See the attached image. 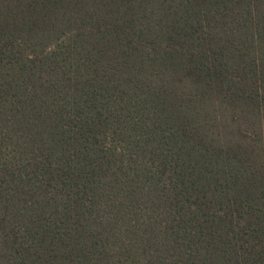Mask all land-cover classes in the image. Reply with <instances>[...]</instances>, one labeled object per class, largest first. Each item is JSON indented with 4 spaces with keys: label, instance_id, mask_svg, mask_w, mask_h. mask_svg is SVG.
Instances as JSON below:
<instances>
[{
    "label": "trees",
    "instance_id": "16d2710c",
    "mask_svg": "<svg viewBox=\"0 0 264 264\" xmlns=\"http://www.w3.org/2000/svg\"><path fill=\"white\" fill-rule=\"evenodd\" d=\"M0 264H264V0H0Z\"/></svg>",
    "mask_w": 264,
    "mask_h": 264
}]
</instances>
